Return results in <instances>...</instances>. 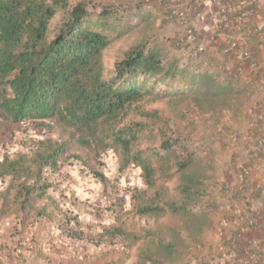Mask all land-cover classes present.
Masks as SVG:
<instances>
[{
  "label": "trees",
  "instance_id": "16d2710c",
  "mask_svg": "<svg viewBox=\"0 0 264 264\" xmlns=\"http://www.w3.org/2000/svg\"><path fill=\"white\" fill-rule=\"evenodd\" d=\"M97 1L0 0V131L32 125L55 135L33 139L30 150L0 155V228L8 222L17 233L31 231L26 252L32 258L44 253L34 243L35 234L56 221L72 240L125 243L120 257L111 259L109 253L92 264H215L203 237L213 209L223 207L208 188L216 172L214 143L198 145L179 125H189L195 116L216 118L220 112L241 118L250 107L245 119L254 148L255 127L264 129V95L257 100L260 80L242 82L238 64L222 46L221 63L184 39L169 41L168 48L148 38L123 44L140 25L152 26L161 12L171 21L172 0L160 6L137 1L132 13L122 6L88 9ZM256 1L227 0L222 8L240 7L236 16L253 13L223 31L249 40L258 62L256 49L264 41L255 31ZM171 49L173 58L167 55ZM200 146L203 153L197 155ZM78 148L98 157L114 154L118 173L139 171L143 182L142 188L129 190L125 218L96 234L84 231L80 219L50 193L63 166L73 161L87 166ZM252 148L247 149L252 157L248 155L246 169L264 155V147L261 152ZM248 176L232 192L231 203L248 205L261 195ZM22 245L10 248V262L24 255ZM263 248L252 247L250 264H260ZM50 264L72 263L50 259Z\"/></svg>",
  "mask_w": 264,
  "mask_h": 264
},
{
  "label": "rangeland",
  "instance_id": "374dc122",
  "mask_svg": "<svg viewBox=\"0 0 264 264\" xmlns=\"http://www.w3.org/2000/svg\"><path fill=\"white\" fill-rule=\"evenodd\" d=\"M137 1L139 4H147L146 0H142V2L140 0H98L93 4H89L88 9L100 11L105 6H122L131 10L132 13L136 6L135 2ZM183 1L172 0V9L179 5H183ZM164 17L165 16L161 12L158 14L155 22H152V26L151 24L148 26L140 25L139 30L123 44L129 46L131 43L148 38L150 42L162 44L168 48L169 41L184 39L188 42V37H183V35L180 34L181 30L178 27L179 25L173 24L174 27L172 28L171 21L167 20L168 22H166ZM130 22L135 25L138 23L135 18L130 19ZM176 28H178L177 31ZM180 35H182V37ZM170 54L173 58L175 55L173 49H171L167 55L169 56ZM256 98L257 97H255L254 100ZM189 107H187L188 111L194 112V109ZM195 118L196 119L187 126L180 123L179 130L181 132L183 131L182 133L186 135V137L198 143V145H203L202 143L208 144L213 141L215 153L212 152V163H214L216 172L215 174H211L212 178L210 182H208V188L215 197L228 201L229 198L225 190L219 189L222 181L217 182V180L220 179L221 174L226 173V169L229 165H245L246 159L250 154L247 152V149L244 148L245 144L249 143L250 140L248 131L245 130L248 126L247 122L243 117L233 118L228 113L221 112L216 118L202 115L195 116ZM40 138L55 139V135L44 134L32 125H9L0 131V155L5 152L15 153L26 151V149L30 150L33 147L32 140ZM201 147L202 146L196 148L197 155L203 153ZM240 147H243L244 150L242 148L240 149ZM76 152L87 160V166L77 161L63 166L62 171L56 175V184L50 193L62 203L64 210L70 211L73 216L75 215L80 219L84 231L90 234H96L103 231L105 228H112L118 225V221L125 218V212L130 209L129 190L132 188H142L143 182L139 171L131 170L122 175L118 173V160L112 153L98 157L80 148H78ZM204 153L209 155V151H204ZM238 171L240 172H238L239 181L233 184L234 187L228 186L229 188H234L236 190L242 182L240 180L243 173L242 168ZM102 176L104 177L103 180H101ZM0 185H2V183H0ZM229 194L231 196L232 193L230 192ZM208 201L211 203L213 199ZM217 203L221 204L222 202L217 201ZM222 204L232 207L230 203L226 204L223 202ZM235 206L239 207V203H236ZM241 208L243 207L241 206ZM214 210L215 209H213V213L210 214V225H212V228L207 230L203 236L204 242H206V249H209L210 252H212L213 247L216 248L219 241L222 240L220 233L215 231L216 229L214 230V225H220V222L227 221L223 216H218V214L222 215L226 210L224 206L219 207L216 212ZM222 219L223 221H221ZM51 223L53 222L48 224L47 231L39 229L40 232L36 233L34 236L36 238L34 243L38 242L39 249L44 251L41 259L31 258L32 254L28 256V252H26V248H28L29 245L27 239L29 236L30 238L33 236L31 231H26L22 234L17 233L8 222L4 223L0 228V264H20L19 262L22 258V261L32 260L33 263L40 259L42 261L41 264H50V259L51 262H60L64 260L66 263L72 264H92L93 261L99 259L103 261V256L105 254L112 253L111 259L123 255L125 243H123L121 239L115 240L113 244L106 243L101 245L89 241H76L70 239L62 230L58 229L56 221L52 226ZM53 226L54 228H52ZM21 239H23V245L20 242ZM18 245L24 247V255L21 256L20 259L10 262L11 259L8 257V251L11 247L15 248ZM209 255L211 256V254ZM6 257H8V259ZM130 260L131 259H129V261Z\"/></svg>",
  "mask_w": 264,
  "mask_h": 264
},
{
  "label": "crops",
  "instance_id": "0c3cea01",
  "mask_svg": "<svg viewBox=\"0 0 264 264\" xmlns=\"http://www.w3.org/2000/svg\"><path fill=\"white\" fill-rule=\"evenodd\" d=\"M154 2L160 6L163 0H154ZM256 4L257 12L256 15H254V21L257 23H264V0H257ZM183 6H185L187 10L186 20L184 22L171 20V27H174L173 24L179 25L178 27L181 30L180 34H182L183 37L187 36L188 39L191 36H195L198 46L204 49L209 56L222 63L225 58L220 53V48L225 37L221 34H218L217 31L219 5L214 3L212 0H184ZM177 29L178 28H176V31ZM182 35L180 36L182 37ZM256 50L260 70L258 73H252L246 67V69H244L242 72L241 81L244 83H258V79L260 80V83H258V89L261 92V96L259 95L257 99L259 100L264 95V46L258 47ZM226 61L230 68H234L231 60ZM249 108L244 109L243 119L245 121V117L250 114ZM241 148L243 149V147H240V149ZM244 148L251 149L252 147L250 143H246ZM241 166L242 165L239 166L236 164L229 165V167L226 169V173L221 174L220 179H216L217 182L222 181L219 189H224L228 198L230 197L229 193L234 191V188H229L228 186L234 187L233 184H236L237 181H239L238 174L240 172L238 170L241 169ZM249 171L248 180L251 184L255 185L257 189L261 190V195L259 198L251 199L248 205H244L240 201H238V203L240 208L241 206L244 208H241L243 209L241 211L244 220L250 219L252 224L246 231L242 230L241 226L246 224L244 222L236 225L234 222L232 223V221L236 218V215L233 213V211L231 212L229 210L228 205H223L226 210L222 215L218 214V216H223L227 221L222 223L220 222V225H214V230L216 229L215 231L220 233L221 236L223 235V241H219L217 247H213V251L210 252L215 259V264H250L249 251L252 249L250 244L254 241H256L261 246L264 244V195L262 194L264 192V155L253 161ZM216 200L222 203L225 202L226 204H236L231 203L230 199L229 201H226L217 197ZM234 207L236 206L234 205ZM221 221H223V219ZM211 228L212 225H210V229ZM237 229L239 231H237ZM29 255L30 252H28V256ZM41 262L42 261L40 259L34 263L32 260H27L21 261L20 264H41ZM260 264H264V248Z\"/></svg>",
  "mask_w": 264,
  "mask_h": 264
},
{
  "label": "built area",
  "instance_id": "2783aa9c",
  "mask_svg": "<svg viewBox=\"0 0 264 264\" xmlns=\"http://www.w3.org/2000/svg\"><path fill=\"white\" fill-rule=\"evenodd\" d=\"M214 3L219 5V15L217 18V31L221 32L225 39L222 44L223 51L226 55L229 56L231 60L236 62L238 64V68L240 72H243L246 67L251 71L252 73H258L260 70L259 63L255 60L254 54L252 51V45L251 42L242 36H237L234 34H226L223 30L226 31V29L233 28V24L236 22H241L243 20H248L253 17V13L251 11H244V13H238L239 15L236 16L235 13L239 11V8H233L230 5H227L225 8H222V3L227 0H212ZM221 8V11H220ZM238 10V11H237ZM186 8L183 5H179L176 8L173 9L171 12L170 18L171 20L178 21V22H184L187 18ZM234 16L232 17V15ZM255 31L261 41H264V23L258 22L256 23ZM189 41L193 44H197V40L195 36L189 37ZM200 47V46H198ZM251 112V111H250ZM255 131L257 133L256 140L258 144L252 148L253 152H261L264 147V129L262 127H255ZM249 157H252L251 155ZM242 168V178H240L241 181H243V175L247 174L249 175V170L244 167V165L241 166ZM264 195V192L262 193ZM229 210L236 215V218L232 221L234 224H240L241 222H244L246 225L241 226L242 230H247L249 226H251L252 221L250 219L244 220L241 208L239 207H230ZM252 247H256L258 243L256 241L252 242L250 244Z\"/></svg>",
  "mask_w": 264,
  "mask_h": 264
}]
</instances>
